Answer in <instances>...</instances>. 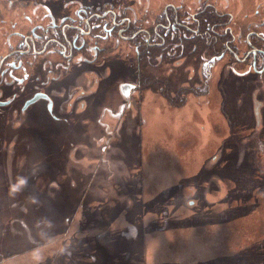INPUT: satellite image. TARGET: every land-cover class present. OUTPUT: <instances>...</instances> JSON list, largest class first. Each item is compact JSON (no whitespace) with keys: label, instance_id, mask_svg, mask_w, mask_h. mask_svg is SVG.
<instances>
[{"label":"rangeland","instance_id":"1","mask_svg":"<svg viewBox=\"0 0 264 264\" xmlns=\"http://www.w3.org/2000/svg\"><path fill=\"white\" fill-rule=\"evenodd\" d=\"M119 61L67 75L59 120L0 108V264H264V77L189 60L183 107L145 92L120 112ZM94 79L103 98L80 111Z\"/></svg>","mask_w":264,"mask_h":264},{"label":"flooded vegetation","instance_id":"2","mask_svg":"<svg viewBox=\"0 0 264 264\" xmlns=\"http://www.w3.org/2000/svg\"><path fill=\"white\" fill-rule=\"evenodd\" d=\"M233 1L189 0L184 5L143 0L136 7L117 0H0V108L45 110L59 120L51 114L53 101L64 97L67 75L85 66L89 74L111 70L119 60L122 72H134L133 80L121 83L115 94L120 112L131 106L135 93L142 96L135 103L144 107L145 92L155 101L184 99L183 107L189 96V60L201 61L204 78L218 62L231 58L232 69L243 66L240 75L262 79L264 0L250 1L248 20L238 16L241 4ZM94 82L86 94L69 99L80 111L102 97ZM109 91L107 100L115 92Z\"/></svg>","mask_w":264,"mask_h":264},{"label":"trees","instance_id":"3","mask_svg":"<svg viewBox=\"0 0 264 264\" xmlns=\"http://www.w3.org/2000/svg\"><path fill=\"white\" fill-rule=\"evenodd\" d=\"M258 186H260V185H258ZM232 211L234 212L235 210L232 209ZM252 257H253V256H252ZM252 259H253L255 262L257 261V259H255L254 257H253ZM258 260H259V259H258ZM259 261H260V260H259ZM259 261H258V263H260ZM255 262H254L253 264H255Z\"/></svg>","mask_w":264,"mask_h":264},{"label":"water","instance_id":"4","mask_svg":"<svg viewBox=\"0 0 264 264\" xmlns=\"http://www.w3.org/2000/svg\"><path fill=\"white\" fill-rule=\"evenodd\" d=\"M189 204H190V205H191V204L193 205V202H192V201H190V202H189Z\"/></svg>","mask_w":264,"mask_h":264},{"label":"bare ground","instance_id":"5","mask_svg":"<svg viewBox=\"0 0 264 264\" xmlns=\"http://www.w3.org/2000/svg\"><path fill=\"white\" fill-rule=\"evenodd\" d=\"M71 193H73V192H71ZM1 222V221H0ZM3 223V222H2ZM6 223V222H5Z\"/></svg>","mask_w":264,"mask_h":264}]
</instances>
